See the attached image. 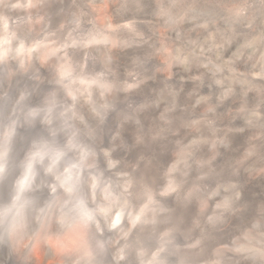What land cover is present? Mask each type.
Returning <instances> with one entry per match:
<instances>
[{
  "label": "clouds",
  "instance_id": "obj_1",
  "mask_svg": "<svg viewBox=\"0 0 264 264\" xmlns=\"http://www.w3.org/2000/svg\"><path fill=\"white\" fill-rule=\"evenodd\" d=\"M0 264H264V0H0Z\"/></svg>",
  "mask_w": 264,
  "mask_h": 264
}]
</instances>
